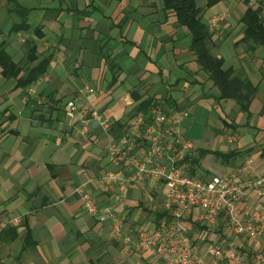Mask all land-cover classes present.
<instances>
[{
  "label": "crops",
  "instance_id": "crops-1",
  "mask_svg": "<svg viewBox=\"0 0 264 264\" xmlns=\"http://www.w3.org/2000/svg\"><path fill=\"white\" fill-rule=\"evenodd\" d=\"M18 1L29 9V28L10 33L15 17L7 11L6 0H0V45L20 62L25 39H31L37 59L30 66L50 59L45 73L25 89L0 73V213L21 215L31 237L23 247V221L15 227L13 240L7 239L9 232L0 233V264H166L141 252L137 244V230L154 226L152 208L158 201L150 200L152 186L130 184L119 196L117 188L96 183L101 173L115 167L105 146L119 137L118 126L133 103L132 90L187 110L182 131L194 149L221 154L204 155L196 168L200 174L238 173L252 158L251 175L264 176V53L239 42L240 19L247 8L256 6L242 0H213L210 5L197 0L211 35L210 52L221 57L222 68L243 70L258 87L247 116L233 100L217 99L218 90L189 51L190 36L173 16L164 14L161 0ZM255 1L264 6V0ZM212 19L216 22L210 29ZM35 28L40 29L39 37L33 35ZM84 84L94 92H86ZM69 100L76 108L68 114ZM89 109L96 110L107 127L91 120L82 135ZM229 132L235 134L231 143L225 140ZM82 193L98 206L123 205L120 235H113L110 223L84 212ZM251 204L253 199L243 198L237 206ZM219 221L227 227L222 217ZM186 226L202 264H264L252 259L260 250L258 244L247 246L244 236L233 237L228 228L219 229L218 222L198 229L194 214ZM220 240L225 255L226 244L234 245L239 262L217 261L207 254V248Z\"/></svg>",
  "mask_w": 264,
  "mask_h": 264
},
{
  "label": "built area",
  "instance_id": "built-area-1",
  "mask_svg": "<svg viewBox=\"0 0 264 264\" xmlns=\"http://www.w3.org/2000/svg\"><path fill=\"white\" fill-rule=\"evenodd\" d=\"M242 1L259 8L264 19V6L255 0ZM215 22L216 19L209 22L210 29ZM84 90L94 92L88 84H84ZM75 108L73 100L65 105L68 114ZM85 112L89 118L82 120V135H86L91 120H97L103 128L107 127L96 110ZM187 118V110L162 101L152 104L147 114L137 112L128 117L119 137L111 139L105 146L106 154L115 167L101 173L96 183L105 189L117 188L119 196L130 184L152 186V196L159 200L166 215L157 225L137 230V244L141 252L151 253L166 264H202L186 233L187 219L194 214L200 224L208 228L222 217L233 237L244 236L247 246L259 245L260 250L252 253V259L264 263V176L251 175L252 158H247L240 165L238 173L200 174L191 164L193 144L182 131ZM225 140L231 143L234 138L227 135ZM74 191L79 192V188ZM81 198L86 214L110 223L113 235H120L123 205L120 208H114L110 203L98 206L88 193H82ZM243 198L253 199L254 204L239 209L237 205ZM22 221L21 215L0 213V232L17 227ZM122 241L126 242L127 238ZM222 244L224 242L220 240L209 246L207 254L217 261L227 259L236 263L241 260L232 243L226 244V255Z\"/></svg>",
  "mask_w": 264,
  "mask_h": 264
},
{
  "label": "trees",
  "instance_id": "trees-1",
  "mask_svg": "<svg viewBox=\"0 0 264 264\" xmlns=\"http://www.w3.org/2000/svg\"><path fill=\"white\" fill-rule=\"evenodd\" d=\"M212 2L213 0H207V5H210ZM6 7L7 11L15 17L9 32H26L29 28V9L21 5L18 0H6ZM161 10L166 16H173L177 25L186 29L187 35L190 36L189 51L192 52L194 61L199 70L205 73L207 80L218 90L217 99L233 100L239 112H245L247 116H249L248 107L258 87L252 85L243 70H236L232 67L222 68L223 61L221 57H217L210 52L211 48L209 41L211 35L208 32L207 25L201 20L200 7L197 0H161ZM240 21L243 25V29L242 37L239 42L245 44L248 50L255 51L257 48H261L264 53V23L260 16V9L247 8ZM39 30V28H35L33 30V35L39 37ZM24 47L26 51L23 60L14 62L0 45L1 76L5 79L14 78L16 81L15 87L21 89L31 86L45 73L50 59V57H44L35 65L30 66L37 59L35 45L31 39H25ZM107 61H109L108 58ZM109 64L110 67L113 68L111 61H109ZM116 72L117 71H115V73ZM115 79L116 78L113 77L111 82H114ZM130 98L133 103L125 117L126 119L137 112L147 114L152 104L161 101L149 96L142 97L136 90L130 92ZM262 108L264 111V105ZM33 116L36 118L38 117L37 115ZM123 124L124 122L122 125L119 124L118 126L121 130L123 129ZM207 153L221 156L217 151L194 149L191 153L192 166L197 167L200 159ZM229 155L227 154L225 156L228 157ZM191 171L194 172V169H191ZM154 213L152 221L154 225H157L159 220L165 216L166 213L162 208H159ZM23 225L26 227L23 236V247H26L29 243L28 239H31L30 231L26 225V219H23ZM200 225L198 229H208L205 225ZM15 231V227H9L0 233L5 234L9 232L10 236L7 239L10 241L16 237Z\"/></svg>",
  "mask_w": 264,
  "mask_h": 264
},
{
  "label": "rangeland",
  "instance_id": "rangeland-1",
  "mask_svg": "<svg viewBox=\"0 0 264 264\" xmlns=\"http://www.w3.org/2000/svg\"><path fill=\"white\" fill-rule=\"evenodd\" d=\"M227 135H232V137L233 138H235V134H233V133H228ZM233 142V141H232ZM154 199V198H153ZM153 199L151 200V201H153ZM156 200V199H155ZM157 203H156V205L152 208V209H154V210H158L159 208H161V204H160V202H159V200L157 199ZM151 219V218H150ZM218 222V228L219 229H227V227L225 226V225H223L224 224V222H220L219 220L217 221ZM229 231V230H228Z\"/></svg>",
  "mask_w": 264,
  "mask_h": 264
}]
</instances>
